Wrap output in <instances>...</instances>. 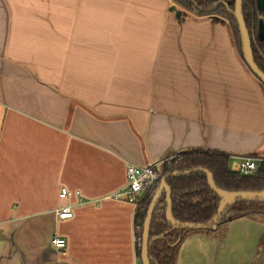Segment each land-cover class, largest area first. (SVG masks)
Masks as SVG:
<instances>
[{
  "label": "crops",
  "instance_id": "0c3cea01",
  "mask_svg": "<svg viewBox=\"0 0 264 264\" xmlns=\"http://www.w3.org/2000/svg\"><path fill=\"white\" fill-rule=\"evenodd\" d=\"M196 149L232 170L264 156V95L222 18L170 0H0V264H140L136 206L108 195L126 164ZM244 217L189 228L173 264H226Z\"/></svg>",
  "mask_w": 264,
  "mask_h": 264
},
{
  "label": "trees",
  "instance_id": "16d2710c",
  "mask_svg": "<svg viewBox=\"0 0 264 264\" xmlns=\"http://www.w3.org/2000/svg\"><path fill=\"white\" fill-rule=\"evenodd\" d=\"M173 5L187 14L198 18L218 16L227 27L231 45L238 58L249 74L259 84L264 95V84L260 83L244 64L238 25L229 10L234 9V0H226L227 6L219 0H170ZM215 4L216 7H213ZM242 16L253 55L258 69L264 73V39L257 36L258 20L264 24V12L256 6L255 0H242ZM193 168L207 170L216 188L224 191L261 192L264 190V162L260 163L257 171L251 175L240 174L230 169L229 158L215 151L187 150L170 157L163 163V175L181 172ZM162 175V176H163ZM166 183L170 189L168 197L165 193L159 198L150 224L148 255L150 264H173V254L185 232L189 229L179 224H205L216 214L222 198L214 193L207 185L203 172H193L185 176L169 175ZM156 190H149L140 198L134 213V234L136 239V255L140 256L142 225L146 210ZM168 209L171 218L177 222L173 225L166 216ZM257 213L264 214V200H235L230 202L216 222L205 229L224 230L225 227L239 217H255ZM160 235V236H159ZM162 251V255L160 252Z\"/></svg>",
  "mask_w": 264,
  "mask_h": 264
},
{
  "label": "water",
  "instance_id": "95a60500",
  "mask_svg": "<svg viewBox=\"0 0 264 264\" xmlns=\"http://www.w3.org/2000/svg\"><path fill=\"white\" fill-rule=\"evenodd\" d=\"M255 1H256L257 8L259 10H261L262 12H264V0H255ZM218 3H221L224 6H227V2L225 0H219L217 2V4ZM217 4H215L213 7H216ZM241 5H242V0H234V9L232 11L229 10V12L234 16V18L236 19L237 25H238V32H239V36H240L242 58H243L244 64L247 66L250 73L260 83L264 84V73L258 69V67L256 66V64L254 63V60H253V55H252L251 46H250V39H249L248 32H247L245 24H244ZM257 36L260 39H264V24H263L262 19L258 20ZM193 172H203L205 174L207 185L209 186V188L214 193L218 194L223 200L220 204V207L217 211V214L207 223H205V224L184 223V224H179L180 226H186L189 228H204V227H207V226L214 224L216 222V220L220 217L224 208L232 201H235V200H246V201L259 200V201H262V200H264V190L261 192H247V191L236 192V191H224V190H221L219 188H216L212 182L210 173L207 170H204L202 168H193V169H189V170H185V171H181V172H173L171 174L163 175L160 179V182H159V185L155 191V194L152 197L151 202L149 203V205L147 207L145 218L143 221L142 232H141V242H140V256H139L140 264H150L149 255H148L150 224H151L152 215H153L155 206H156L159 198L163 194V192L165 193V195L167 197V201L169 202L168 197L170 195V189H169L168 184L166 183V178L169 175L185 176V175H189ZM166 216H167V219H169V221L173 225L177 224V222H175L171 218L168 209L166 210ZM253 264H261V263L255 262Z\"/></svg>",
  "mask_w": 264,
  "mask_h": 264
},
{
  "label": "built area",
  "instance_id": "2783aa9c",
  "mask_svg": "<svg viewBox=\"0 0 264 264\" xmlns=\"http://www.w3.org/2000/svg\"><path fill=\"white\" fill-rule=\"evenodd\" d=\"M169 158H163L159 162L147 165H137L128 163L125 165V184L118 190L112 192L108 197L123 199L137 207L138 202L143 194L149 190H156L160 179L163 175V163ZM238 162L235 171L244 175L254 174L260 163L264 162V156L256 154H245L238 156ZM79 194L78 191L74 192ZM70 195L67 188L62 187L59 192L60 197ZM79 201L83 199L79 198ZM57 218L65 219L72 216V208L70 205H63L54 210ZM50 244L55 248L62 249L65 246V239L57 234H51Z\"/></svg>",
  "mask_w": 264,
  "mask_h": 264
},
{
  "label": "rangeland",
  "instance_id": "374dc122",
  "mask_svg": "<svg viewBox=\"0 0 264 264\" xmlns=\"http://www.w3.org/2000/svg\"><path fill=\"white\" fill-rule=\"evenodd\" d=\"M226 264H264V214L248 216L229 228Z\"/></svg>",
  "mask_w": 264,
  "mask_h": 264
}]
</instances>
